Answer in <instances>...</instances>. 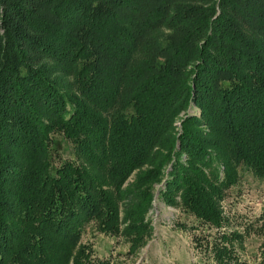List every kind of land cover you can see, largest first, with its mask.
Wrapping results in <instances>:
<instances>
[{"label":"trees","instance_id":"1","mask_svg":"<svg viewBox=\"0 0 264 264\" xmlns=\"http://www.w3.org/2000/svg\"><path fill=\"white\" fill-rule=\"evenodd\" d=\"M242 167L264 180V0H0V264H110L89 221L134 254L160 184L198 254L245 264L221 204Z\"/></svg>","mask_w":264,"mask_h":264},{"label":"rangeland","instance_id":"2","mask_svg":"<svg viewBox=\"0 0 264 264\" xmlns=\"http://www.w3.org/2000/svg\"><path fill=\"white\" fill-rule=\"evenodd\" d=\"M61 85L70 78L62 74ZM199 116L196 108L187 112ZM186 117L180 114L175 126L177 132ZM50 155L53 169L67 161H75L73 145L60 133L51 135ZM138 171L132 173L125 185L132 183ZM238 181L225 191L221 202L228 218V230L239 231L243 235L242 247L237 250L245 264H256L264 250V180L257 179L246 168L239 169ZM163 185L155 188L152 208L146 219L151 226V234L146 244L131 254L130 244L121 236L101 233L94 221L84 224L80 242L91 248L92 260H108L110 264H212L194 249L193 236L200 231L196 220L184 209L165 203L159 196ZM176 200L178 198L176 197ZM198 231V232H197Z\"/></svg>","mask_w":264,"mask_h":264}]
</instances>
